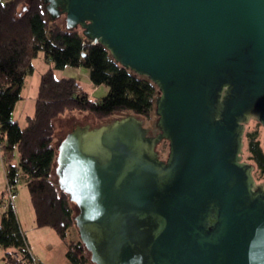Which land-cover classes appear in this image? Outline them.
Here are the masks:
<instances>
[{"label":"water","instance_id":"95a60500","mask_svg":"<svg viewBox=\"0 0 264 264\" xmlns=\"http://www.w3.org/2000/svg\"><path fill=\"white\" fill-rule=\"evenodd\" d=\"M41 3L158 87L156 133L132 112L69 118L55 145L52 173L90 260L264 264V182L243 158L245 124L264 127V0Z\"/></svg>","mask_w":264,"mask_h":264},{"label":"trees","instance_id":"16d2710c","mask_svg":"<svg viewBox=\"0 0 264 264\" xmlns=\"http://www.w3.org/2000/svg\"><path fill=\"white\" fill-rule=\"evenodd\" d=\"M38 51L56 67L86 66L91 81L106 83L108 93L94 100L74 76L56 77L48 68L40 75L33 114L21 126L11 113ZM157 94L154 82L122 67L102 43L90 42L80 27L70 30L57 20H47L41 0H0V140L4 141L0 158L6 187L14 191L18 176L24 177L35 226L54 229L66 245L65 256L71 264L94 263L79 236L72 237L76 205L59 188L57 179H52L57 119L74 111L89 112L96 118L126 112L149 118L154 113ZM243 142L244 159L254 165L255 181L264 182V140L260 130H246ZM15 153L17 162L12 161ZM3 203L1 198L2 207ZM0 248L5 250L8 264H19L12 258V250L34 259L12 203L1 213Z\"/></svg>","mask_w":264,"mask_h":264},{"label":"rangeland","instance_id":"374dc122","mask_svg":"<svg viewBox=\"0 0 264 264\" xmlns=\"http://www.w3.org/2000/svg\"><path fill=\"white\" fill-rule=\"evenodd\" d=\"M22 6H20L21 9ZM62 25L65 26L64 16L61 15L57 19ZM32 70L28 72L24 78L22 88L20 90V98L15 102L14 108L11 113V117L15 119L21 126L25 125L27 122V117L33 114L35 96L37 93V88L40 80V75L48 68H52L54 75L56 77L63 76H74L81 89L89 94V96L94 100H99L108 93L109 87L106 83L94 84L89 77V68L83 65H64L62 67H56L53 61L48 60L44 57L42 51H38L37 55L31 60ZM120 116L118 113L111 115V118ZM69 118H74V121L81 120L82 124L86 121L91 122L93 126L103 124L108 122L111 118H96L89 112L74 111L65 114L56 121L55 128V138L54 145L60 141V133L63 128H67L70 125ZM156 119L154 113L151 114L149 118H143L144 125L153 128V122ZM255 118H250L245 124V130H253L258 128L260 130L261 138H264V127L262 125L258 126L256 124ZM160 153V157L165 158L168 151L167 140H161L157 147ZM245 153L243 152V158ZM18 156L15 153L13 162H17ZM52 179L56 181V175L52 173ZM6 188L5 187V176L3 170V161L0 158V217L3 211L1 204V198L7 200L6 198ZM4 190L1 192V190ZM14 202L19 210V216L21 221V229L23 230L29 248L33 254L40 258L41 261H45L47 258L52 259L55 263L67 262L65 258L66 245L64 241L57 235L54 229L43 226L37 227L34 224V212L32 205L29 200L28 190L25 184V179L23 176L19 175L15 183V188L13 191ZM77 211V207H74V213ZM72 237L77 238L78 232L77 228L72 229ZM0 264L6 263L5 250L0 248Z\"/></svg>","mask_w":264,"mask_h":264},{"label":"built area","instance_id":"2783aa9c","mask_svg":"<svg viewBox=\"0 0 264 264\" xmlns=\"http://www.w3.org/2000/svg\"><path fill=\"white\" fill-rule=\"evenodd\" d=\"M3 146H4V141L0 140V157H1V152H2ZM5 191H6L7 200L4 199L3 208H5L7 205H9V203L12 202V197H13V191H12L10 186H7ZM10 254H11L13 259H15L16 261L19 262V264H38L34 259L31 260L26 255V253H22L21 251L12 250Z\"/></svg>","mask_w":264,"mask_h":264},{"label":"crops","instance_id":"0c3cea01","mask_svg":"<svg viewBox=\"0 0 264 264\" xmlns=\"http://www.w3.org/2000/svg\"><path fill=\"white\" fill-rule=\"evenodd\" d=\"M3 170H4V167H3ZM4 176H5V174H4ZM5 187H6V178H5ZM3 191H4V190L2 189L1 192H3ZM11 203H12V206H13L15 212H16V215H17V218H18V221H19L20 227H21V221H20V216H19V210L17 209V207H16V205H15V202H14V195H13V197H12V202H11ZM28 248H29V244H28ZM29 250H30V252H31V254H32L33 258H34V260H36V262H37L38 264H71V263L67 260L66 256H65V258H66L67 262L55 263V262H53L52 259H50V258H47L45 261H41L40 258L36 257V256L33 254V252L31 251L30 248H29ZM65 251H66V249H65ZM64 255H65V253H64Z\"/></svg>","mask_w":264,"mask_h":264},{"label":"flooded vegetation","instance_id":"af4514ba","mask_svg":"<svg viewBox=\"0 0 264 264\" xmlns=\"http://www.w3.org/2000/svg\"><path fill=\"white\" fill-rule=\"evenodd\" d=\"M156 132H157V129H155V128H152L151 131H150V133H153V134L156 133Z\"/></svg>","mask_w":264,"mask_h":264}]
</instances>
